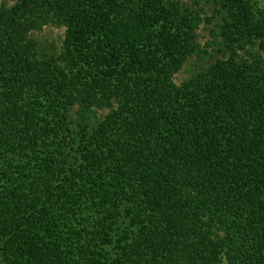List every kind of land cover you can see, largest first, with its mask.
Returning <instances> with one entry per match:
<instances>
[{"label":"trees","instance_id":"obj_1","mask_svg":"<svg viewBox=\"0 0 264 264\" xmlns=\"http://www.w3.org/2000/svg\"><path fill=\"white\" fill-rule=\"evenodd\" d=\"M214 2L221 57L181 85L204 10L0 4V264H264V9Z\"/></svg>","mask_w":264,"mask_h":264},{"label":"rangeland","instance_id":"obj_2","mask_svg":"<svg viewBox=\"0 0 264 264\" xmlns=\"http://www.w3.org/2000/svg\"><path fill=\"white\" fill-rule=\"evenodd\" d=\"M185 5L196 7L204 10L205 15L211 19L210 24L202 23L197 31V41L206 50L207 54L192 56L187 59L181 71L174 77V82L181 85L184 82L194 78L199 73L205 71L208 66L216 59L220 58V49L218 45H213L211 48H206L207 44L213 43L212 34L216 32V26L220 22L218 8L214 0H181ZM255 3L259 10L264 9V0H251ZM0 4H12V0H0ZM33 39L37 44V51L40 58L55 57L59 55L62 48V39L64 37V29L57 27H46L40 32L32 34ZM75 112V111H74ZM108 113L107 110H100L96 113L93 126L101 121Z\"/></svg>","mask_w":264,"mask_h":264}]
</instances>
